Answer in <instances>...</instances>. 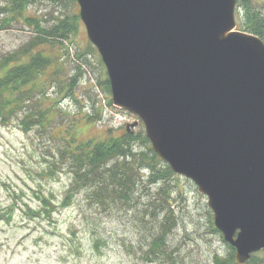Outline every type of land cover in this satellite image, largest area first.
<instances>
[{
	"label": "water",
	"instance_id": "1",
	"mask_svg": "<svg viewBox=\"0 0 264 264\" xmlns=\"http://www.w3.org/2000/svg\"><path fill=\"white\" fill-rule=\"evenodd\" d=\"M113 107L207 198L234 264L264 251V43L236 0H75Z\"/></svg>",
	"mask_w": 264,
	"mask_h": 264
},
{
	"label": "rangeland",
	"instance_id": "2",
	"mask_svg": "<svg viewBox=\"0 0 264 264\" xmlns=\"http://www.w3.org/2000/svg\"><path fill=\"white\" fill-rule=\"evenodd\" d=\"M32 1L10 28L0 30V58L36 42V27L46 32L62 24L74 25L76 29L67 38L56 34L49 36L48 41L46 36L47 43L38 47L53 61L35 80L30 105L36 112L44 105L50 116L42 119L41 127H28L21 123L24 107L6 125L0 123V212L7 209L11 214L9 221L0 218V264H160V255L153 257L147 248L148 231L155 237L158 224L170 215L173 226L164 244L172 263L213 264L215 255L227 258L231 248L220 232H213L207 198L197 192L189 179L174 173L147 187L153 194L170 186L165 206L172 212L166 208L157 212V218L152 219L150 211L141 218L143 204L149 201L142 187L147 177L143 170V185L138 184L139 191L133 195L138 198L137 203L130 207L123 202L97 206L86 200L83 192L72 197L67 208L59 207L70 177L67 169L53 168L58 149L66 143V136L57 128L73 125L72 134L80 143L118 138L126 129L136 133L140 124L131 127L137 121L134 116L115 109L112 102L109 106L111 94L104 89L106 69L86 38L76 1ZM254 1L258 2L257 7L264 8V0ZM235 20L239 31L236 15ZM72 77H79L78 83L67 91L65 87L71 86ZM27 127L30 130L26 131ZM135 148L145 149L139 143ZM53 154L55 160L51 158ZM50 172L54 175L50 176ZM44 196L54 207L51 223L26 213L28 209L41 208L39 198ZM252 256L256 258L252 264H264V251Z\"/></svg>",
	"mask_w": 264,
	"mask_h": 264
},
{
	"label": "trees",
	"instance_id": "3",
	"mask_svg": "<svg viewBox=\"0 0 264 264\" xmlns=\"http://www.w3.org/2000/svg\"><path fill=\"white\" fill-rule=\"evenodd\" d=\"M31 3H33L32 0H0V30L10 28L17 20L16 18ZM257 6L258 2L254 0H236V16L239 20L237 29L257 36L264 43V8ZM36 29L38 32L36 42L21 46L0 58V123L4 125L19 110L23 111L24 107H26V113L21 123L28 127L35 124L41 127L42 119L50 116V110L46 109L44 105L41 106L42 110L37 112L30 105L35 80L39 78L41 71L49 67L53 61L38 47L47 43L46 36L48 39L49 36L58 34L61 38H67L76 27L62 24L53 27L48 32L39 27ZM48 41L50 40L48 39ZM78 78L72 77L71 86H66L65 90L71 91V88L78 83ZM104 89L111 94L107 79L104 82ZM61 90L63 88H60V92ZM69 94L71 93L69 92ZM109 106H111L110 101ZM35 114L40 119H37ZM138 125L139 129L136 133L126 129L118 138L112 137L96 142L87 140L80 143H77L80 141L78 137L76 138L72 134L73 125L61 128L62 131L58 129L60 127L57 128V132L66 136V143L63 149H58L57 162L53 163V168L58 171L67 169L70 177L69 185L59 207L67 208L71 198L79 192L85 193L86 200L93 201L97 206L104 205L106 202H110L111 205L123 202L127 207H130L137 203L138 198L133 195L139 191L138 184L143 183V176L140 173L143 170L147 171V177L144 181L145 185L142 187L148 193L149 201L143 204L141 218L145 217L147 211H150L152 219L157 218V212H163L166 208L169 209L170 213L172 212L171 208L165 206L169 198L170 186H163L153 194L149 193L147 189L148 186L159 184L173 174L167 164L154 154L145 133H143L141 123L139 122ZM28 127L25 129L26 131L30 130ZM136 143L143 144L145 149L138 151L135 148ZM54 157L55 154L51 155L53 160L56 159ZM43 173L41 174L43 175ZM49 175L53 176L54 173L50 172ZM39 202L41 208L34 211L28 209L26 213H29L33 218H40L51 223L54 213L52 202L45 196L39 198ZM0 218L9 221L11 219L10 211L6 209L0 212ZM173 221L172 215L165 217V221L160 225L158 224L159 232L155 237L152 231H148L150 239L147 248L153 257L160 255L158 257L160 264H175L169 260L171 255L167 249L165 250L164 244L165 237L173 226ZM213 232L219 233L216 230ZM73 234L71 232V235ZM95 248L98 249V243ZM230 250L227 258L215 255L212 259L213 264H234V259H232L234 249L231 248ZM251 258L247 264L256 262L255 257L252 256Z\"/></svg>",
	"mask_w": 264,
	"mask_h": 264
}]
</instances>
